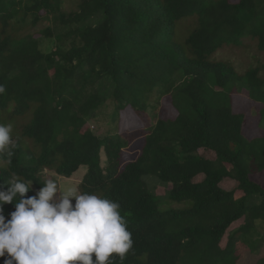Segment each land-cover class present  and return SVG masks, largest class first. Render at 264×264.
I'll return each instance as SVG.
<instances>
[{
    "label": "trees",
    "instance_id": "1",
    "mask_svg": "<svg viewBox=\"0 0 264 264\" xmlns=\"http://www.w3.org/2000/svg\"><path fill=\"white\" fill-rule=\"evenodd\" d=\"M66 1L0 0V114L31 115L10 162L0 157V185L15 173L34 196L46 169L87 167L80 192L119 202L132 234L112 264H238L264 223V59L239 73L214 56L246 38L264 55V0H77L71 12ZM43 20L53 26L36 37ZM41 39L57 47L44 53ZM152 97L161 116L126 162L129 139L89 122L110 101L134 124ZM148 179L171 185L177 207ZM3 209L8 219L14 204Z\"/></svg>",
    "mask_w": 264,
    "mask_h": 264
},
{
    "label": "clouds",
    "instance_id": "2",
    "mask_svg": "<svg viewBox=\"0 0 264 264\" xmlns=\"http://www.w3.org/2000/svg\"><path fill=\"white\" fill-rule=\"evenodd\" d=\"M4 92L0 84V94ZM12 133L11 123H0V157L9 162L14 155ZM32 183L13 173L6 188L0 185L4 264H112L113 254L123 259L133 248L119 202L75 188L62 191L51 179L27 196ZM5 204H14L8 219Z\"/></svg>",
    "mask_w": 264,
    "mask_h": 264
},
{
    "label": "rangeland",
    "instance_id": "3",
    "mask_svg": "<svg viewBox=\"0 0 264 264\" xmlns=\"http://www.w3.org/2000/svg\"><path fill=\"white\" fill-rule=\"evenodd\" d=\"M77 2V0H67L63 7L64 11L71 12L77 10ZM191 24L192 22H188L187 26ZM49 26H53V24L49 20H43L36 28H32L30 32L35 34L36 37H39L40 31ZM56 47L55 40L41 39V50L44 53H50L54 51ZM214 58L219 61L229 62L234 66L237 72L244 73L250 67L255 66L257 60L264 59V55L259 54L256 44L251 39L246 38L241 46H227L222 48L217 52ZM162 106V101H159L156 97H152V99L149 100L148 111L142 118L136 119L135 123L132 124L133 120L130 118L129 111L119 112L116 105L108 101L98 112L97 116L89 122V126L96 135L102 138L121 135L125 140L129 139L128 146L124 149V157L126 162L134 161L137 159V155L142 148V134L147 135L156 125L161 116ZM251 106L252 105L248 106L244 104L243 110L249 113ZM253 112L258 114V111L256 113L254 109ZM0 118L6 120L4 124L11 123L13 125L12 135L14 134L16 137L22 134V130L29 122L31 115L29 114L11 119L8 115L2 113L0 114ZM130 137L132 138L131 143ZM26 143L34 147L32 141L27 140ZM101 157L102 165L106 167V155L102 153ZM0 165H2V162H0ZM87 171V167H81L72 177L66 178L57 175L54 171L46 169L42 176L46 181L50 179L54 180L62 191L68 188H75L80 191V183L87 174ZM158 181L159 180L148 179L147 182L151 191L159 197L162 207H177L175 203L172 204L167 202V195L171 190V185ZM38 190L39 189L33 188L34 194H36ZM59 195L60 193H57V196ZM72 203L75 204V200H73ZM258 233L259 235L256 237L255 242L257 247L255 250L250 251L248 248L239 247L240 262L238 264H256L264 258V223H260Z\"/></svg>",
    "mask_w": 264,
    "mask_h": 264
}]
</instances>
